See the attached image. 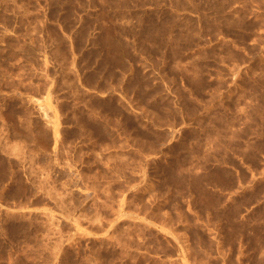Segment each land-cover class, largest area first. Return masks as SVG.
<instances>
[{"label":"rangeland","instance_id":"rangeland-1","mask_svg":"<svg viewBox=\"0 0 264 264\" xmlns=\"http://www.w3.org/2000/svg\"><path fill=\"white\" fill-rule=\"evenodd\" d=\"M0 264H264V0H0Z\"/></svg>","mask_w":264,"mask_h":264}]
</instances>
